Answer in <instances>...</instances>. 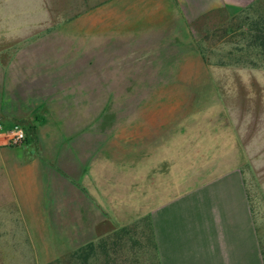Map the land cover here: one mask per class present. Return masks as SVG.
<instances>
[{"label":"crops","instance_id":"1","mask_svg":"<svg viewBox=\"0 0 264 264\" xmlns=\"http://www.w3.org/2000/svg\"><path fill=\"white\" fill-rule=\"evenodd\" d=\"M256 1L0 0V122L33 126L37 141L3 151L0 136V206L20 209L46 256L91 243L95 264H264L234 138L150 125L146 104L136 119L110 120L102 134L101 104L78 100L81 89L63 87L66 77L16 75L27 49L56 48L53 33L78 31L70 26L105 10L114 31H145L155 35L154 47L178 48L181 32L199 18ZM46 52L35 64L40 74L50 72ZM52 144L60 150L44 149Z\"/></svg>","mask_w":264,"mask_h":264},{"label":"rangeland","instance_id":"2","mask_svg":"<svg viewBox=\"0 0 264 264\" xmlns=\"http://www.w3.org/2000/svg\"><path fill=\"white\" fill-rule=\"evenodd\" d=\"M106 11L70 26L78 31L53 33L56 48L25 49L30 53L22 56L16 75L66 77L63 87L81 89L78 100L101 104L102 134L113 128L110 120L138 118L139 105L146 104L150 125L159 120L187 136L234 138L243 155L246 197L264 253V0L239 11L216 9L199 18L188 25L187 33L181 32L178 48L154 47L155 35L145 31H114ZM64 42L68 48L61 46ZM40 52L53 56L46 64L50 72L36 71ZM61 53L63 59L57 61ZM113 105L116 111L109 112ZM20 123L27 131L25 141L14 147L6 143L3 151L37 144L33 126ZM44 149L58 152L60 144ZM3 190L8 192L7 187ZM36 245L20 209L0 206V264L78 263L71 253L50 259L47 249ZM95 263L90 256L85 262Z\"/></svg>","mask_w":264,"mask_h":264},{"label":"built area","instance_id":"3","mask_svg":"<svg viewBox=\"0 0 264 264\" xmlns=\"http://www.w3.org/2000/svg\"><path fill=\"white\" fill-rule=\"evenodd\" d=\"M0 132L5 137L7 144L12 147L21 145L27 137L26 129L19 122L6 129H3L0 122Z\"/></svg>","mask_w":264,"mask_h":264},{"label":"trees","instance_id":"4","mask_svg":"<svg viewBox=\"0 0 264 264\" xmlns=\"http://www.w3.org/2000/svg\"><path fill=\"white\" fill-rule=\"evenodd\" d=\"M126 230H127V228H123L122 230H120V232H122V234H123V233L126 232ZM119 235H120V233L118 232V233H117V241L119 240V239H118ZM117 241H113V244H115V245H113V246H116ZM104 245H105V244H104ZM104 245H101L100 247H101V248H105ZM85 247H86V248H85ZM85 247H82V248L78 249L77 251H75V252L72 254V257L74 256V259H76V262H78L79 264H85V262L88 260L89 256L92 257V258L94 257V256H93V253H94L93 245L90 243V244L86 245ZM98 247H99V245H98ZM85 251H89L90 253H89V254H86ZM82 253L85 254L84 257L81 256ZM82 257H83V258H82ZM79 260H82V261L80 262ZM106 262H108L107 258H106ZM78 263H77V264H78Z\"/></svg>","mask_w":264,"mask_h":264}]
</instances>
